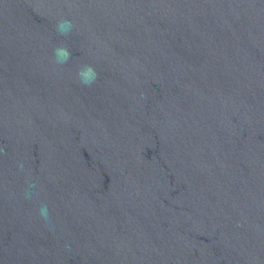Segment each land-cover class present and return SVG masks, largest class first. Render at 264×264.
I'll return each instance as SVG.
<instances>
[{"label":"water","instance_id":"obj_1","mask_svg":"<svg viewBox=\"0 0 264 264\" xmlns=\"http://www.w3.org/2000/svg\"><path fill=\"white\" fill-rule=\"evenodd\" d=\"M0 264H264V0H0Z\"/></svg>","mask_w":264,"mask_h":264},{"label":"clouds","instance_id":"obj_2","mask_svg":"<svg viewBox=\"0 0 264 264\" xmlns=\"http://www.w3.org/2000/svg\"><path fill=\"white\" fill-rule=\"evenodd\" d=\"M56 32L61 36H68L72 31V22L69 20H60L55 25ZM55 63L57 65L66 64L71 59L69 48L63 44L58 45L53 50ZM98 73L96 69L89 64L82 65L77 71V79L79 84L85 87H91L97 80ZM47 212L46 205L40 209V215L45 218Z\"/></svg>","mask_w":264,"mask_h":264}]
</instances>
